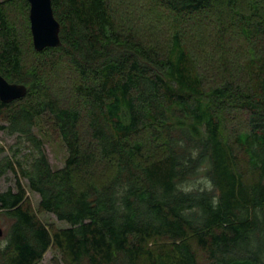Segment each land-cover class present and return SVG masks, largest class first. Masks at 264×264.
I'll return each mask as SVG.
<instances>
[{
    "label": "trees",
    "instance_id": "1",
    "mask_svg": "<svg viewBox=\"0 0 264 264\" xmlns=\"http://www.w3.org/2000/svg\"><path fill=\"white\" fill-rule=\"evenodd\" d=\"M123 1L52 0L62 45L37 51L29 1L0 0V75L27 88L0 99V264H264V0H142L141 23Z\"/></svg>",
    "mask_w": 264,
    "mask_h": 264
},
{
    "label": "rangeland",
    "instance_id": "2",
    "mask_svg": "<svg viewBox=\"0 0 264 264\" xmlns=\"http://www.w3.org/2000/svg\"><path fill=\"white\" fill-rule=\"evenodd\" d=\"M130 1H131V4H128L127 0H124L122 3L123 4L122 7L124 9V12L127 11L128 15L135 16L134 18H136L135 19L136 23H141V21L146 20L145 18L149 19L151 17L152 12L150 9H146L144 12H142L143 15L141 14L140 7H141L142 0H130ZM159 16L161 17L163 15L159 14ZM36 131L38 135L42 134V137L45 142V148H46V151H47L52 167L54 169L62 168L67 159V150H66V147L63 141L59 137H57V135L51 130L46 120L41 122L40 127H38ZM18 141H19L18 134L9 135L8 132L0 131V148L5 149L4 150L5 152L1 155H12L14 152L13 150L17 148ZM22 148L23 150H22L21 156H24L29 151L25 150L24 147ZM1 155H0V159L2 157ZM15 183H16L15 175H13L12 173L8 174L7 176L0 179V191L7 190L9 187L14 188ZM207 184L208 183L202 179L195 183V185L197 186L198 185L204 186ZM27 196L30 198L35 210L38 212L40 219L44 221L46 224L54 225V227H57V228H64L68 226L67 223L59 221L57 217L53 214L39 213V208H38L39 201H40L39 195L33 193L32 191L28 189ZM0 225L4 230L3 237H0V244L4 245L6 244V234L11 226V221L7 219L6 217L0 215ZM57 255L58 253L55 249L49 250L47 254L45 255L43 264H55V258L57 257Z\"/></svg>",
    "mask_w": 264,
    "mask_h": 264
},
{
    "label": "water",
    "instance_id": "3",
    "mask_svg": "<svg viewBox=\"0 0 264 264\" xmlns=\"http://www.w3.org/2000/svg\"><path fill=\"white\" fill-rule=\"evenodd\" d=\"M28 1L30 3V22L35 49L42 51L48 47H60L62 45L61 24L55 16L52 0ZM26 93V86L10 83L0 75V99L3 102H13L24 97ZM3 235L4 230L0 225V237Z\"/></svg>",
    "mask_w": 264,
    "mask_h": 264
}]
</instances>
